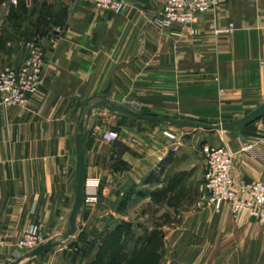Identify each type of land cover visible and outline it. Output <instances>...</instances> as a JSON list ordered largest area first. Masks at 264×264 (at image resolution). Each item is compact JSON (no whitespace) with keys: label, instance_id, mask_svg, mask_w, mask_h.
<instances>
[{"label":"crops","instance_id":"obj_1","mask_svg":"<svg viewBox=\"0 0 264 264\" xmlns=\"http://www.w3.org/2000/svg\"><path fill=\"white\" fill-rule=\"evenodd\" d=\"M164 3L143 0L115 14L87 0H0V69L20 68L34 41L46 61L31 102L0 109L4 256L31 229L50 240L65 233L77 191L83 103L108 95L127 106L148 105L151 112L165 108L174 118L179 103L183 112L212 114L199 102L218 90L235 98L226 102L233 109L246 94L264 97V0H222L199 18L196 36L186 27L163 30L154 23ZM231 23L230 33H221ZM101 118L88 124L86 202L76 235L20 264H92L102 234L150 224L163 231L153 241L165 247L157 255L160 264L264 262V224L248 211L234 214L229 205L216 210L200 200L205 144L230 150L238 183L264 182V116L212 139L186 131L177 141L164 135L167 127L114 116L122 123L111 129ZM109 131L119 139L106 140ZM249 144L255 150L242 151ZM131 246L128 254L140 262L142 239Z\"/></svg>","mask_w":264,"mask_h":264},{"label":"built area","instance_id":"obj_2","mask_svg":"<svg viewBox=\"0 0 264 264\" xmlns=\"http://www.w3.org/2000/svg\"><path fill=\"white\" fill-rule=\"evenodd\" d=\"M143 0H87L101 11L123 13L131 4ZM222 0H165L154 23L161 29L174 26L191 27L197 19L219 5ZM15 2V0H13ZM45 54L38 42H30L28 55L20 68L0 69V109L27 106L39 89L45 71ZM164 135L177 141L175 133L164 131ZM106 140L117 141L119 134L106 132ZM253 145H244L242 151H254ZM204 156V181L201 186V203L220 210L229 205L234 214L248 211L251 217L264 224V182L238 183L232 176L233 155L226 147L202 146ZM21 244L35 249L36 233L30 231ZM35 237V238H33ZM35 240V241H34ZM4 240L0 238V246ZM40 246V245H39ZM35 247V248H34ZM0 264H3L0 259Z\"/></svg>","mask_w":264,"mask_h":264},{"label":"rangeland","instance_id":"obj_3","mask_svg":"<svg viewBox=\"0 0 264 264\" xmlns=\"http://www.w3.org/2000/svg\"><path fill=\"white\" fill-rule=\"evenodd\" d=\"M220 3H219V5H220ZM219 5L217 7H219ZM217 7L211 9L209 12L215 10ZM199 18L197 19V21L199 20ZM197 21H196V23H197ZM195 24L191 27H186V28H188L187 32L189 31L188 34H191L192 36L197 35V29L195 28ZM233 27H234V25L231 23L229 29L222 31L221 33H230V31L233 29ZM182 28H185V27H182ZM163 30H167V29H163ZM218 33H220V32H218ZM167 60H169V58ZM202 78H203L202 75H200L199 79L202 80ZM210 78L212 81L217 82L219 79V76H218V74L213 73ZM230 99L232 100L235 98H231L228 95H226L225 92H221L218 90L214 94H211V96L207 97L203 102H199V104L203 103L206 106L212 107V112H211L212 114H210L208 116H195V114L192 113L193 110L185 111L188 114H192L193 117L182 116L185 112H183V111H181V109H179V107H178L180 105V103H179L176 110H174V113L177 115V117H174V118L179 119V120L187 119V120H191L194 122H201V123H208V124H222V123H226V122H230V121H233L236 119L243 118V117L247 116L249 113H251L253 110L257 109L258 107H260L261 105L264 104V97L263 98L261 97V99L259 98V100L256 101V100H253V97H250L249 95L246 94L243 96V99L238 102L239 107H234V109H233L232 103H226ZM98 101H99V98L95 99L94 101L83 103L81 106V109H79V115L77 118V122L82 120V119L87 120L89 111L92 109V107L94 105H96V103ZM130 104H132V105H130L128 107L132 108L133 110L140 111V112H150V113L159 114L161 116H164V115H166V113L170 112L169 110H166L165 108H162L163 110H157V112H151V111H155V110L148 105H144L142 103H130ZM166 106L170 107L169 105H166ZM100 115H104V116H100ZM114 116L115 117H125L126 119H130L131 121H138L137 123H147L150 125H158V126L167 127L170 130H165V131L175 133L177 135V137L179 134H181V132H186V131H190V132H194V133H204L209 137V139H212L213 137H215L214 135H216V134L222 133V131H208V130H201V129H194V128H183V127H178V126H174L171 124L135 120L129 116L119 114V113H114V112H111L109 110L100 112L98 109H94L90 121H92L95 118L97 119L98 117H100V118L102 117L101 119H103V120H101V122H100L102 125H107L108 123H110L111 129H117L119 127L120 123H122V120H118L117 118H114ZM211 145H213V144H211ZM212 147H216V146L213 145ZM152 221L153 220L151 218L150 222H152ZM151 225H153V224L146 225V228H142V229H139L136 227L135 230H133L130 227L129 229H125L124 232L121 231L118 245L115 248L110 249L109 253L105 254V257L102 260V263H105L106 261H109V260L112 261L113 257H117L118 260H120L122 264H140L139 261L136 260L137 258L134 259V258H132V256L130 254H128V251H129L128 249H130V247H132L131 244L134 242L135 239L141 238L142 239V246H143L142 248H144L145 245L149 244L152 240L161 237L163 231L158 229V228L157 229H151V227H152ZM143 226H145V225H143ZM30 231H34L36 233L35 229H31V230L27 231L22 236V238L16 243L15 250L12 253V255H10V256H4L2 254L1 250L5 246V241H4L3 245L0 246V259L2 260L3 264H10V263L16 261L17 259L21 258V256L23 257L24 255L28 254L29 252H31L33 250L28 246H25V245L21 246V244L24 243L25 236H27L28 235L27 233ZM36 234H37L36 238L33 237L37 240L36 241L37 245L35 247L42 245V244H45L48 242V240H50V237H48L44 234H38V233H36ZM109 236H111V234L110 235L106 234L105 236H104V234L101 235V240L103 241V243H104V241L106 242V240L109 238ZM55 238L56 239H53V240H57V241L61 240V237H55ZM111 240H112V236L110 237V239L108 241H111ZM148 246L149 245H147V248H150V249L148 252L149 256L147 258V262L146 263L141 262V264H160L156 255H158L159 252L163 253L165 247L162 244L160 245L158 242L151 247H148ZM102 249H103V246L100 248V250L103 251ZM96 257H95V260H96ZM14 259H16V260H14ZM12 260H14V261H12ZM217 264H264V262L252 263L251 261H248V262L244 261L242 263H234V262H230L227 260L226 262L221 261Z\"/></svg>","mask_w":264,"mask_h":264},{"label":"water","instance_id":"obj_4","mask_svg":"<svg viewBox=\"0 0 264 264\" xmlns=\"http://www.w3.org/2000/svg\"><path fill=\"white\" fill-rule=\"evenodd\" d=\"M94 109H98V110L107 109L114 113H119L129 116L135 120L165 123L183 128H194V129H201L208 131H222V132H231L239 129H244L264 116V104H263L243 118L222 124H208V123L194 122L187 119L179 120L170 116H166V115L161 116L159 114L150 113V112L136 111L125 104L112 101L108 95L100 96L99 101L89 111L87 120L83 119L79 124V134L77 136V144H76L77 191H76V198L73 205V209L69 216L68 227L65 233L62 235L60 241L49 240L47 243L38 246L28 254L24 255L23 257L19 258L18 260L10 264H20L25 259L42 256L50 252L51 250L61 246L63 242L69 240L71 237L76 235L77 220L78 217L81 215L82 208L86 202V187H87L86 151H87L89 135L91 132L90 129H88V124L90 123Z\"/></svg>","mask_w":264,"mask_h":264},{"label":"trees","instance_id":"obj_5","mask_svg":"<svg viewBox=\"0 0 264 264\" xmlns=\"http://www.w3.org/2000/svg\"><path fill=\"white\" fill-rule=\"evenodd\" d=\"M124 230L125 229H123V228H120V229L116 230L115 232H113L111 234V236H112V240L111 241H108L111 236H109V238L106 240V242L104 241V243H103V249H102L103 251L100 250L101 252H99L97 254L96 260L93 261L92 264H122L121 261L118 260L117 257H113L112 261L109 260V261H106L105 263H102V260L104 259L105 254L106 253H109L110 249H113V248H115L118 245L121 231L124 232ZM154 240H152L149 244H146L145 245L143 251L146 252V253H145V256H141V258H140L141 261L139 262L140 264H141V262H145V263L147 262V258L149 256L148 255L149 254L148 252H149V249H150V248H147V245H149L148 247L153 246L154 245V242H153ZM156 257H157V255H156ZM136 260H138V258Z\"/></svg>","mask_w":264,"mask_h":264}]
</instances>
